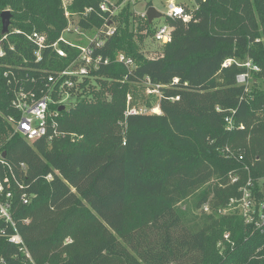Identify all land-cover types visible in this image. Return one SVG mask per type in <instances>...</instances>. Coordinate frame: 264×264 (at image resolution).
Instances as JSON below:
<instances>
[{
    "label": "trees",
    "instance_id": "16d2710c",
    "mask_svg": "<svg viewBox=\"0 0 264 264\" xmlns=\"http://www.w3.org/2000/svg\"><path fill=\"white\" fill-rule=\"evenodd\" d=\"M90 7L97 1L74 0L72 10ZM5 11L12 14L6 41ZM193 14L188 23L168 18L172 41L151 59L141 32L155 31L146 18L135 25V13L123 8L103 51L113 61L60 112L67 137L29 142L11 134L6 117L16 113L3 73L30 58L25 34L55 39L66 19L61 0H0V48L7 52L0 57V153L25 187L9 175L16 228L0 223V230L19 233L35 264H264V227L246 224L237 212L220 214L249 177L256 190L264 177V0H197ZM102 23L95 13L83 21ZM120 53L134 60L131 72L114 61ZM249 61L260 67L251 71L250 89L237 81ZM146 84L161 92V113L127 116L145 101ZM233 110L234 124L245 130H228ZM226 147L235 159L221 151ZM0 172L4 178L1 163ZM231 174L240 182L230 184ZM1 258L32 264L6 238Z\"/></svg>",
    "mask_w": 264,
    "mask_h": 264
},
{
    "label": "built area",
    "instance_id": "2783aa9c",
    "mask_svg": "<svg viewBox=\"0 0 264 264\" xmlns=\"http://www.w3.org/2000/svg\"><path fill=\"white\" fill-rule=\"evenodd\" d=\"M96 1L97 7L77 12L72 10L74 0H61L66 25L55 39H51L46 33L40 31L25 34L31 47L30 58L25 57L21 64L8 65V69L3 73L13 95L11 106L16 113L6 117L12 127V136L19 135L29 142L42 138L51 142L54 139L67 137V134L60 130L59 109L66 108V105H70L75 97L88 89L87 84H95L98 80L96 73L113 61L112 58L105 56L103 51L107 41L117 33V17L121 10L112 0ZM93 13L100 17L102 25L85 27L83 21L88 20ZM163 15L167 20L168 18L180 19L184 23L194 18L193 11L173 1L169 2L168 10ZM172 31L170 23L158 27L155 29V41L161 46L170 43ZM16 33L19 34L20 31ZM8 35H4V41L8 39ZM9 50L15 52L16 45L9 44ZM6 54L7 52L1 46L0 57H5ZM114 61L124 65L129 72L136 67L134 60L124 53L118 54ZM232 62L233 60L226 61L224 67H228ZM244 66L248 68V71L238 75L237 81L248 88L252 80L251 71L259 72L260 68L253 65L251 61L246 62ZM179 99L176 97L172 100ZM53 107L59 109L54 110ZM142 114H149V111L132 108L126 112L127 116ZM235 115L236 111L233 110L232 115L225 119L228 130H245L244 124L241 123L238 126L234 124ZM221 151L232 159L236 158L234 150L230 147ZM243 159V155L239 156V161ZM0 163L5 167L6 175L3 178L0 172V223L15 229L16 223L12 214L13 190L9 175L13 176L20 189L24 190L25 187L16 180L12 167L5 162L1 153ZM22 168L25 169V166L22 165ZM45 178L51 181L53 174ZM229 180L231 184H236L241 179L240 176L231 174ZM258 182L259 188L256 190L254 181L249 177L247 184L243 185L245 187H241L242 185L239 187L240 196L230 199L226 210L237 212L244 218L246 224H252L258 230H262L264 227V177ZM21 202L28 205L31 202V196L24 192ZM202 210L210 212L209 205L205 204ZM0 238H6L10 244L18 247L20 253L25 255L32 264H35L19 233L9 234L4 227L0 230ZM224 240L231 242L230 234L226 233ZM66 243H72V240L67 239ZM222 245L223 242H219L218 246L222 247ZM0 264L8 263L1 258Z\"/></svg>",
    "mask_w": 264,
    "mask_h": 264
},
{
    "label": "rangeland",
    "instance_id": "374dc122",
    "mask_svg": "<svg viewBox=\"0 0 264 264\" xmlns=\"http://www.w3.org/2000/svg\"><path fill=\"white\" fill-rule=\"evenodd\" d=\"M112 1L114 3H117V6L120 8V10H122L123 8L128 6L130 12L135 13V19L132 20V22H134L135 25L138 24L141 20H144L146 18V9H147V5H149V4L154 6L159 12H162V13H165L168 10V4L171 1H173L177 4H181V5L189 8L191 11H195L197 8V0H112ZM164 25H167V18L163 15L161 18L154 20V22L150 26H151V29H153L155 31V29H157L158 27H162ZM259 26L261 27L260 24H259ZM141 34L146 37V38H144L143 44L141 45L143 47V53L146 55V57L152 59V58H155L156 56H158L160 54V52L162 51L163 47L155 41V39H154L155 32L154 33L149 32V30L144 29L141 32ZM261 42L264 46V38L261 40ZM253 78H252V80H253ZM252 80L248 86V89H250L253 86ZM261 80H262L261 82H263L261 84V88L264 90V76ZM96 89L98 90L99 88H96ZM143 95H144L145 101H148L154 108L153 107L148 108L147 107L148 105L146 104L145 101H140L139 102L140 105L137 106L138 109H147L149 111V113L160 114L161 111L159 113L156 112L157 108L160 109L158 107V103H159V100L161 98V92L158 90V88H152L149 85H147V89L143 91ZM247 180H246V182H244L242 184L241 187H245L243 185L247 184ZM229 183H230V181H229ZM209 184L207 186H209ZM213 184L214 183H212V185ZM233 198L236 199L235 197H233ZM192 200H193V196L188 199V202H190ZM227 205L224 208H221V212H220L221 215H226L230 212H234V211L226 210ZM179 206H182V204L181 205L179 204ZM199 211L201 212V210H199ZM198 214H200V213L198 212Z\"/></svg>",
    "mask_w": 264,
    "mask_h": 264
},
{
    "label": "water",
    "instance_id": "95a60500",
    "mask_svg": "<svg viewBox=\"0 0 264 264\" xmlns=\"http://www.w3.org/2000/svg\"><path fill=\"white\" fill-rule=\"evenodd\" d=\"M163 16L162 12H159L154 6H148L147 5V9H146V18L148 20V23L151 25L154 20L159 19ZM11 19H12V14L10 13V11H5L1 14V20H2V34L6 35L9 33V28L11 25ZM65 107H61L59 109L60 112L64 111ZM3 156L5 157V154H3Z\"/></svg>",
    "mask_w": 264,
    "mask_h": 264
},
{
    "label": "bare ground",
    "instance_id": "6f19581e",
    "mask_svg": "<svg viewBox=\"0 0 264 264\" xmlns=\"http://www.w3.org/2000/svg\"><path fill=\"white\" fill-rule=\"evenodd\" d=\"M156 112L159 113V112H160V109L157 108V109H156Z\"/></svg>",
    "mask_w": 264,
    "mask_h": 264
},
{
    "label": "crops",
    "instance_id": "0c3cea01",
    "mask_svg": "<svg viewBox=\"0 0 264 264\" xmlns=\"http://www.w3.org/2000/svg\"><path fill=\"white\" fill-rule=\"evenodd\" d=\"M167 23H169V21L167 20Z\"/></svg>",
    "mask_w": 264,
    "mask_h": 264
},
{
    "label": "flooded vegetation",
    "instance_id": "af4514ba",
    "mask_svg": "<svg viewBox=\"0 0 264 264\" xmlns=\"http://www.w3.org/2000/svg\"><path fill=\"white\" fill-rule=\"evenodd\" d=\"M151 6V5H150Z\"/></svg>",
    "mask_w": 264,
    "mask_h": 264
},
{
    "label": "snow or ice",
    "instance_id": "6c2138e0",
    "mask_svg": "<svg viewBox=\"0 0 264 264\" xmlns=\"http://www.w3.org/2000/svg\"><path fill=\"white\" fill-rule=\"evenodd\" d=\"M179 11V10H178Z\"/></svg>",
    "mask_w": 264,
    "mask_h": 264
}]
</instances>
